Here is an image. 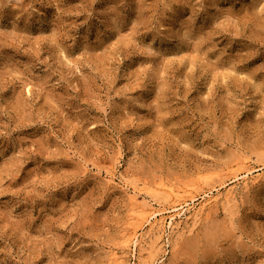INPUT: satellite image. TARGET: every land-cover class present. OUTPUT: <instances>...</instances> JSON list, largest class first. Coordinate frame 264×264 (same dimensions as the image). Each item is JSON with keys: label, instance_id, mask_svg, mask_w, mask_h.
Returning a JSON list of instances; mask_svg holds the SVG:
<instances>
[{"label": "rangeland", "instance_id": "1", "mask_svg": "<svg viewBox=\"0 0 264 264\" xmlns=\"http://www.w3.org/2000/svg\"><path fill=\"white\" fill-rule=\"evenodd\" d=\"M113 255L264 264V0H0V264Z\"/></svg>", "mask_w": 264, "mask_h": 264}, {"label": "bare ground", "instance_id": "2", "mask_svg": "<svg viewBox=\"0 0 264 264\" xmlns=\"http://www.w3.org/2000/svg\"><path fill=\"white\" fill-rule=\"evenodd\" d=\"M251 173H252L251 170H247L245 172V174L247 176H249ZM244 180L247 181L248 179L245 178ZM168 193H169V195H171L173 197H175V195H176V192L172 189H170L168 191ZM231 197H232V193L228 192L226 194L227 200H230ZM212 199L216 200V198L209 196L208 199L205 200V203L209 204L212 201ZM136 203H137L136 198H132L134 216L136 218L143 219L144 220L143 223H147V225L149 227V232L145 235H141L140 237H138L137 232L135 231L133 234L129 235L127 237V239H125V241L123 242V247L126 249L127 248L129 249L132 245H134L136 248H139V250H142L146 244V239L149 238L151 234H160L164 231V220L162 218L158 219V217H161L166 210L165 209H163V210L158 209L157 210L151 204L139 205ZM181 206H183V205L177 204V205H174L170 208L171 212L173 213V215L170 217L171 219H173L175 216H180L181 210L179 207H181ZM204 206H205V204L202 207H204ZM196 215L197 214H194V216H196ZM152 219H153V222L151 221ZM113 256H114V259H113L114 264H121L122 263V262H120V259H119V257H117V255H113Z\"/></svg>", "mask_w": 264, "mask_h": 264}]
</instances>
